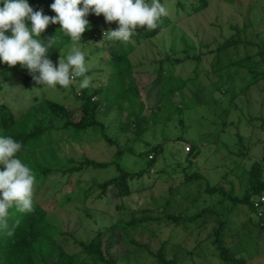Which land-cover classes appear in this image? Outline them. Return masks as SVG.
<instances>
[{
	"label": "rangeland",
	"instance_id": "1",
	"mask_svg": "<svg viewBox=\"0 0 264 264\" xmlns=\"http://www.w3.org/2000/svg\"><path fill=\"white\" fill-rule=\"evenodd\" d=\"M176 1L160 0L167 9L165 16L170 23L158 36L132 51L122 49L126 42H102L100 33L93 38L83 33L82 46L86 50V63L90 64L86 73L91 77L88 88L81 89L79 81L82 78H76L67 87L39 86L23 93L20 78L26 70L19 64L11 68L0 65V83L3 86L0 103L10 101L17 112L20 100L24 104H32L35 96L45 95L75 110L79 107L76 95L84 91H99L100 94H94V99H101L99 120L113 144L103 140L100 128L83 134L67 129L53 132L48 152H37V157L50 166L69 167L71 159L81 161L90 156L98 161H116L123 169L135 173L147 169L146 152L151 147L164 145L165 152L158 155L150 173L147 171L145 176L130 181L134 193L128 198H120L114 187H110L107 195L102 197L98 189L89 194L81 192L93 182H102L113 176L116 172L114 166L74 174L72 199L49 215V222L66 233L59 241L69 254L81 252L75 240L89 243L101 232L105 243L111 239L107 249L117 257V264H161L155 257L160 249L171 264H225L220 260L213 242L214 227L217 221L223 220V240L231 254L245 259L246 264H264V229L255 224V214L246 205L234 206L227 196H211L206 192L209 186H220L228 195L243 198L247 176L241 174L263 153L264 55H257L258 47L243 49L241 46L238 51L230 48L223 55L232 58H228L221 68L227 67L230 61L235 66L215 74L210 72L215 60L208 53L222 45L224 38L232 37L264 47V0H211L210 6L197 14L178 12ZM105 25L112 28V23ZM52 33V27L48 26L41 38L50 37ZM56 37L57 48H65L69 43L66 36L60 33ZM116 49H122L134 66L131 75L138 85L137 99L129 95L116 99L115 95L119 92L115 83L119 74L117 64L111 59ZM203 53V64L198 68L193 59H186ZM246 53V56L253 54L251 60L256 64H253V70H249V62L239 61L241 57L245 58L242 55ZM165 55L171 56L173 61L183 60L175 66L167 65V69L171 66L170 70L178 79L192 80L183 86L182 93L181 89L176 90L174 95L167 93L169 78L162 80L157 72L150 73L159 67L155 61L160 58L165 60ZM59 57L58 49L49 50L48 58L54 64ZM128 77L122 76L123 79ZM219 77L224 83L221 90L210 82L217 81ZM111 88L112 96L106 100V92ZM37 104L34 108L36 114L46 118L47 112H44L42 104ZM141 112L137 130L129 124H133L134 118ZM204 142L207 144L204 145ZM187 145H199L197 148H201L200 155L190 166V152L185 150ZM117 151L123 152L120 158L115 155ZM177 164L187 167L190 175L200 174L204 178L184 184L185 187L179 183L185 173ZM50 181L60 185L66 177L57 175ZM47 193L42 192L44 200H49ZM220 200H224V204L217 207L222 214L220 217L209 214L205 222L200 219L181 226L164 218L160 221L152 219L124 233V241L121 240V225L132 216L193 215L203 207L217 205ZM157 205L164 206L166 212L156 211ZM146 208H155V211L137 212Z\"/></svg>",
	"mask_w": 264,
	"mask_h": 264
},
{
	"label": "trees",
	"instance_id": "2",
	"mask_svg": "<svg viewBox=\"0 0 264 264\" xmlns=\"http://www.w3.org/2000/svg\"><path fill=\"white\" fill-rule=\"evenodd\" d=\"M28 2L34 10L42 9L46 15H55V13L49 8L52 0H28ZM211 3V0H178L176 1V7L178 12L190 11L197 14L207 9ZM87 19L91 27L85 33L89 37L93 38L96 33H102L105 22L102 15L98 17L93 14H89ZM168 23H170V20L167 16H162L154 29H137L122 49L132 51L134 48H138L148 40L158 36ZM98 24L100 25L96 26ZM49 26L53 29L51 36L55 35L59 25L50 24ZM237 32H240L239 29H237ZM58 34L59 32L57 35ZM237 36H239V34ZM234 38L235 37L230 39L224 38L222 45L208 53L213 55L215 60V63L211 65L212 69L210 72L217 74L218 72H222L231 66H235V63L230 61V64L227 67L224 69L221 68L228 58L229 60L232 58L229 55V57L227 55H223L224 52L230 48H233L234 51H238L241 46H243V49L258 47L259 49L257 55H264V47L257 46L251 41L243 42L240 37L238 40H235ZM66 41L69 42L67 37ZM122 49L114 50L111 57V59L115 61L118 66L119 74L117 82L115 83V88L119 93L115 96L117 99L120 96L127 97V95H129L131 98L135 97V99H137L139 95L138 85L135 78L131 75L134 66L129 63L127 55L122 52ZM54 54H56V52ZM247 54L248 53L242 55L245 56V58L242 59L241 57L239 61L249 62L251 66V69L249 68V70H253V68H255V66H253L255 63L251 60V56L253 54L246 56ZM203 55L204 53L198 54L197 56H189L186 57V59H193L195 67L198 68L203 64V60L201 59V57L203 58ZM182 62L183 60L180 59L173 61L171 56L165 55V60L160 58L155 61V63L159 64V67L150 72L151 74L154 71L157 72V75L161 76L162 80L169 78L166 85L168 86L167 93L169 94L174 95L176 90L179 89H181L179 91L182 93L183 86L192 81L188 79L183 80L182 78L178 79L173 71L170 70L171 66H169L168 69L166 68L167 65L175 66ZM257 63L260 64L259 62ZM151 74L148 75L151 76ZM122 76L129 77L128 79H123ZM77 78L81 79L82 77ZM20 81L22 83L23 93L29 92L33 88L40 86L34 83L27 71L23 73ZM210 82L216 84L218 90H221V88L224 87V83L220 77L217 81L210 80ZM2 90L3 86L0 83V91ZM112 92V88L107 90L105 95L106 100L112 96ZM98 93L99 91L93 93L92 91H84L81 95H76L75 99L79 102V107L75 110L70 109L63 103H60L57 99L51 100L45 95L42 97L35 96L33 98L35 102L32 104L28 102H25L24 104V102L20 100L19 102L21 105H19L18 109H16L18 110L17 112H15V108L10 101L0 103V133L10 135L14 140H17L22 144V150L18 153V155L20 159L33 170L37 180L33 194L32 210L30 212L20 214L15 210V207L10 208V210H8L9 215L6 219V227H0V264H117V257L111 254L107 249V246L111 244V239L105 243V241L101 238V232H99L89 243L75 240V243L81 248L80 253L69 254L66 252L59 241V238L66 233L62 228L49 222L50 212L61 207L72 199L74 192L71 190V184L74 174L81 173L89 169L96 171L114 166L116 172L109 179L102 182H93L90 187L85 190L83 189L81 191L82 193L89 194L98 189L100 190L99 196L102 197L107 195L110 187H114L118 191L120 198L130 197L134 193L131 191L130 181L145 176L147 171L150 173V169L155 166L158 155L165 152L164 145L160 144L155 147H151L150 150L146 152L147 161L149 163L147 169H142L135 173L123 169L116 161H98L90 156H86L81 161L71 159L69 167L50 166L37 157V152L39 151L43 153L48 152V146L52 144L53 132H57L62 129L71 130L75 134H83L90 130L94 131L100 128L99 130L103 135V140L109 143V145L113 144V141L104 131L105 126L99 120L101 99H94V94ZM16 102L17 101L15 99V103ZM37 102L41 103L44 112H47L46 118L48 121H46V118H41L39 113L38 115L36 114L34 108L38 105ZM177 109L178 107L175 108V110ZM155 113L157 114L156 111ZM141 114L142 112L139 114L140 116L138 115L137 118H134V123L129 124V126L135 127L139 130L137 124L141 119ZM240 137L243 138L244 136L240 135ZM206 144L207 143L204 142V145ZM197 146L199 145L190 146V153H188L189 166L191 165V162H194V160H196L200 155L201 148H197ZM121 154H123L122 151H117V153H115V155L119 158L121 157ZM182 164H177L185 173L184 179L179 182L180 184L188 185V183L204 178L203 175L200 174L193 173L190 175L188 173L189 169L187 170V167H183ZM186 172L188 174H186ZM57 175L66 177V181L60 185H55L52 181H50V178ZM241 175L247 176V189L243 198L228 195V193L225 192L224 187L220 186H209L207 187L206 192L211 196H227L231 198L232 202L235 204L234 206L237 204L248 206L252 213L256 216L255 218L257 219V222L255 224L264 229V210L262 211V215H259L258 209L254 207L253 203V199L264 196V145L261 158L255 160L251 164L250 168L246 169ZM184 186L186 187V185ZM42 192L49 193V200H44V198H42ZM175 193L177 194L178 192H171V194ZM59 198L62 200L57 201ZM220 204H224V200H220L217 205L212 204L210 207H203L193 215L187 216L183 213H169L164 214L162 217L149 215L144 217L132 216L128 221L123 222L124 224L121 225V240H123L124 233H128L130 229H136V227L142 226L144 223L152 219L160 221L161 218H164L171 224L181 226L188 223H196L200 219L201 222H205L208 220L206 217L209 214L219 215L220 217L222 214L217 209ZM155 208L156 211H160L161 213L166 212L164 206L157 205ZM154 209L146 208L137 212L143 214L151 213L152 211H155ZM224 227L225 222L223 220L217 221L213 233V242L218 251L220 260L225 264H246L245 259L231 254L230 249L226 247L222 235ZM8 232H11V235H8ZM129 241L134 244L139 243L135 240ZM105 247L106 250L104 249ZM155 257L161 264H171L170 261L165 259L162 249L155 253Z\"/></svg>",
	"mask_w": 264,
	"mask_h": 264
},
{
	"label": "clouds",
	"instance_id": "3",
	"mask_svg": "<svg viewBox=\"0 0 264 264\" xmlns=\"http://www.w3.org/2000/svg\"><path fill=\"white\" fill-rule=\"evenodd\" d=\"M49 8L54 16L34 10L28 0H0V65L19 64L36 85L47 88L67 87L77 77H82L81 89L90 86L91 77L86 75L90 64L82 46V34L91 27L89 14L104 18L102 42H128L137 29L152 30L167 15L160 0H52ZM105 23H112V28ZM50 24L59 25L56 34L42 39ZM58 32L69 40L65 48L55 46ZM53 48L60 52L55 64L48 58ZM21 150L19 141L0 133V227H6L10 208L24 214L33 207L37 180L20 159Z\"/></svg>",
	"mask_w": 264,
	"mask_h": 264
},
{
	"label": "built area",
	"instance_id": "4",
	"mask_svg": "<svg viewBox=\"0 0 264 264\" xmlns=\"http://www.w3.org/2000/svg\"><path fill=\"white\" fill-rule=\"evenodd\" d=\"M185 150L187 152H189L190 151V146L187 145L185 147ZM149 158H151V157H149ZM253 203H254V207L258 209L259 215H262V213H263L262 211L264 210V196L257 197L255 199H253Z\"/></svg>",
	"mask_w": 264,
	"mask_h": 264
}]
</instances>
